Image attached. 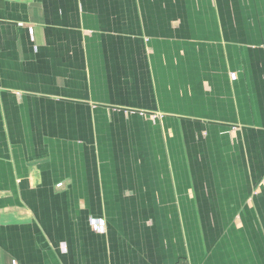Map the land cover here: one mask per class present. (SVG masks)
<instances>
[{
    "label": "crops",
    "instance_id": "crops-1",
    "mask_svg": "<svg viewBox=\"0 0 264 264\" xmlns=\"http://www.w3.org/2000/svg\"><path fill=\"white\" fill-rule=\"evenodd\" d=\"M13 263L264 264V0H0Z\"/></svg>",
    "mask_w": 264,
    "mask_h": 264
},
{
    "label": "built area",
    "instance_id": "built-area-1",
    "mask_svg": "<svg viewBox=\"0 0 264 264\" xmlns=\"http://www.w3.org/2000/svg\"><path fill=\"white\" fill-rule=\"evenodd\" d=\"M90 225L97 231H103L105 229V222L102 218H90ZM16 264V263H13Z\"/></svg>",
    "mask_w": 264,
    "mask_h": 264
}]
</instances>
